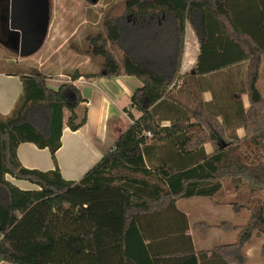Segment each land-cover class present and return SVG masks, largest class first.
<instances>
[{"label": "trees", "instance_id": "1", "mask_svg": "<svg viewBox=\"0 0 264 264\" xmlns=\"http://www.w3.org/2000/svg\"><path fill=\"white\" fill-rule=\"evenodd\" d=\"M164 15L173 21L177 39L165 41L174 47L169 68L140 55L146 47L155 50L161 41H129L137 39L139 33L159 36L156 26ZM187 22L192 24L201 46L191 76L201 77L248 62L251 109L244 130L251 142L261 144L264 98L257 83L264 55V0H125L124 14L107 15L103 31L87 39L86 53L102 59L101 72H75L71 80L82 76L136 77L143 86L133 94L132 107L142 116L80 181L65 180L56 160L62 146L64 111L71 114L67 124L72 131L86 123V117L77 122L76 109L83 102L80 92L69 84L51 90L37 70L29 74L19 71L24 95L10 116L0 115L1 262L158 264L143 247L139 218L176 211V203L184 199L213 198L223 188V180L235 185L242 180L261 184L257 178L264 174V165H251L237 154L238 138L230 141L224 125L205 105H199L193 122L179 120L169 127H162L154 115V106L170 96V88L180 74ZM114 49L122 52L120 59L112 53ZM38 115L43 122L47 118L46 131L37 125ZM148 133L155 142L171 141L187 156L181 169H147ZM25 142L49 149L56 169L42 172L23 167L17 149ZM206 144L214 148L211 155L205 153ZM197 153L201 155L195 156ZM7 176L26 180L40 189L22 190ZM212 228L205 223L195 225V230L203 234ZM216 228L228 233L239 229L227 221ZM262 234L264 214L260 209L240 229L235 243L196 252L191 249L189 237L188 251H179L174 258L176 264H248L246 248ZM138 240L144 253L134 248Z\"/></svg>", "mask_w": 264, "mask_h": 264}, {"label": "crops", "instance_id": "2", "mask_svg": "<svg viewBox=\"0 0 264 264\" xmlns=\"http://www.w3.org/2000/svg\"><path fill=\"white\" fill-rule=\"evenodd\" d=\"M168 19L164 15L156 26L159 36L152 37L146 32L139 33L137 39L135 37L129 40L161 41L157 48L154 47L155 50L146 47L142 52L140 51V55L152 60L162 68L171 66L174 52L173 45L167 44L165 41H177L173 21ZM200 54L199 39L192 24L187 22L185 51L180 74L170 88V96L154 106V115L162 127H169L179 120L193 122L199 105L203 104L208 112L224 125L226 136L230 141H235L237 138L241 140L246 136L243 135L245 134L244 122L251 109L247 87L248 62L213 74L193 77L191 74L198 63ZM7 64H9L8 66L13 65L10 60H7ZM36 70L41 73L38 69ZM20 73L16 70H0V115L3 117L12 114L24 95V83ZM80 73L81 75L98 74V71ZM62 77L61 74H56L53 79H46L47 88L58 91L61 85L68 83L76 87L83 99L76 109L77 122H80L84 117L87 118L83 127L72 131L67 124L71 114L67 110L64 111L62 146L56 152L57 165L62 177L67 181L78 182L115 148L119 137L129 129L135 120L142 116L140 111L132 107L131 99L143 84L136 77L127 75L113 78L82 76L76 81H72L70 77H68L70 81H65V79H61ZM226 77L231 79L230 83L233 88L229 87L226 81L225 83L221 82ZM257 87L264 98V55ZM224 93H229L230 95L226 94L229 97ZM37 119L38 124H36L46 131L48 125L47 128L43 127L44 122L41 116L38 115ZM148 138L150 140L145 150L147 169L155 172L162 167H172L174 170L183 167V160L187 156L177 151L171 141L155 142L151 140V137L148 136ZM204 148L206 155H211L214 152L211 144H206ZM199 155L201 154L197 153L195 156ZM17 156L26 169L42 172L56 169L50 150L40 149L34 143L20 144ZM7 179L25 191L40 189L37 185L26 180H18L12 176H7ZM222 193L221 189L213 198L184 199L176 203V211L139 218L138 227L144 236L143 247L150 258L158 260V264H176L174 257L177 253L179 251L187 252L189 249V237L193 251H210L214 248H198V245L200 239L203 244L205 241L202 239L207 238L211 233L219 235V231H223L216 226L227 221L240 227L229 220H219L222 213L226 214L224 212L226 210L225 203L218 200V196ZM181 202L182 205H180ZM204 205L207 206L206 209H203ZM192 207H196V210H192ZM231 210L236 215L241 214L233 206H231ZM198 223H205L208 226H214V228L203 234L195 230V225ZM236 231L237 239L231 244L238 240L240 228L233 232ZM134 248L138 252L144 253L139 240L135 243ZM0 264L9 263L0 261Z\"/></svg>", "mask_w": 264, "mask_h": 264}, {"label": "rangeland", "instance_id": "3", "mask_svg": "<svg viewBox=\"0 0 264 264\" xmlns=\"http://www.w3.org/2000/svg\"><path fill=\"white\" fill-rule=\"evenodd\" d=\"M50 8V27L43 47L33 56L21 58L18 37L10 30L6 20L8 17L7 1L0 0V70H16L29 74L38 69L47 80L53 79L56 74H61L64 77L61 79L65 81H70L68 77L71 78L75 72L98 71L100 73L102 59L86 53L87 39L90 35L103 31L104 19L107 15L120 17L124 14L125 0H99L95 5L89 0H50ZM111 51L117 58L122 57L121 51L115 49ZM7 60H10L13 65L8 66ZM225 81L229 87L232 86L231 79L226 77L221 80L224 83ZM229 91L231 92V89ZM226 94L230 95L224 93ZM47 122L46 118L43 127L47 128ZM235 145L237 154L245 162L256 166L264 165V140L261 144H255L244 136L243 139H238ZM258 179L261 184L257 181L252 183L242 180L237 184L238 187L228 179L222 181L223 193L219 194L218 200L225 203L227 212L224 210L226 214L222 213L219 220H229L241 229L250 222L253 213L261 209L264 214V174ZM231 206L241 214H234ZM193 208L192 210H196V207ZM204 208L206 209L207 206L204 205ZM219 233V235L211 233L207 238L202 239L205 241L203 244L200 239L198 248H215L231 244L237 239L238 234L237 231L232 233L219 231ZM263 244L264 234L259 238H254L247 246L248 264H264Z\"/></svg>", "mask_w": 264, "mask_h": 264}, {"label": "water", "instance_id": "4", "mask_svg": "<svg viewBox=\"0 0 264 264\" xmlns=\"http://www.w3.org/2000/svg\"><path fill=\"white\" fill-rule=\"evenodd\" d=\"M9 28L19 41V56L28 58L43 47L50 27V0H5ZM97 4L99 0H89Z\"/></svg>", "mask_w": 264, "mask_h": 264}, {"label": "built area", "instance_id": "5", "mask_svg": "<svg viewBox=\"0 0 264 264\" xmlns=\"http://www.w3.org/2000/svg\"><path fill=\"white\" fill-rule=\"evenodd\" d=\"M148 136L150 137V136H151V134H150V133H148Z\"/></svg>", "mask_w": 264, "mask_h": 264}]
</instances>
